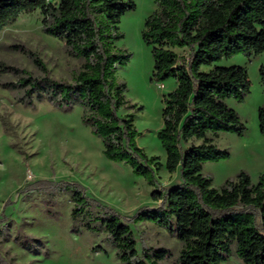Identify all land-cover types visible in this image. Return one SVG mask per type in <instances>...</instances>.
Masks as SVG:
<instances>
[{
  "label": "trees",
  "instance_id": "1",
  "mask_svg": "<svg viewBox=\"0 0 264 264\" xmlns=\"http://www.w3.org/2000/svg\"><path fill=\"white\" fill-rule=\"evenodd\" d=\"M156 3L142 37L154 59L152 79L177 81L175 89L164 95L163 124L157 135L166 152L165 167L180 175V183L161 186L160 157L139 145L135 113H120L123 107L135 108L126 98V83L117 76L132 57L117 42L125 35L122 17L136 8L134 0H0V32L21 14L39 9L44 31L62 40L69 55L84 60L73 80L65 81L53 78L43 61L28 51L44 74L34 76L21 69L27 77H21L17 86L26 88V98L45 95L61 108L80 103L83 120L103 141L104 155L130 165L155 187L152 195L159 204L141 207L130 219L73 188V214L107 230L121 264H161L171 255L166 247H138L130 222L146 220L180 239L176 264H223L234 252L245 264H264V172L254 183L248 172L241 171L221 188L214 187L213 177L204 173L207 162L230 157L214 137L221 132L243 136L247 131L227 100L243 102L251 92L248 70L217 62L264 51V0ZM11 46L27 52L21 45ZM178 49H188V55L182 56ZM0 69L21 71L4 63ZM260 75L264 85V63ZM258 114L264 135V104ZM86 224L91 227L89 221ZM0 264H5L1 257Z\"/></svg>",
  "mask_w": 264,
  "mask_h": 264
},
{
  "label": "rangeland",
  "instance_id": "2",
  "mask_svg": "<svg viewBox=\"0 0 264 264\" xmlns=\"http://www.w3.org/2000/svg\"><path fill=\"white\" fill-rule=\"evenodd\" d=\"M136 8L127 12L120 27L124 37L117 46L132 57L118 69V80L127 85L129 106L122 115L135 113L141 132L139 145L149 155L160 157L157 175L162 187L181 182L180 175L165 167L166 152L157 131L163 124V98L175 89L171 77L164 82L152 79L154 59L144 42L145 20L156 8V0H134ZM21 45L23 52L11 45ZM34 52L55 79L72 81L83 59L68 54L64 42L43 29V13H23L0 32V63L42 76L43 69L28 53ZM188 55V49H178ZM264 51L248 56L223 58L222 66L242 65L248 70L251 92L243 102L228 99L247 126L245 135L221 132L214 142L230 152V157L205 164L204 173L221 188L228 178L248 172L254 183L264 172V135L258 109L264 104L260 67ZM209 66H204L208 70ZM21 71L0 69V257L5 264H121L117 249L104 227L83 215H74L73 188L130 219L143 206L156 207L155 189L130 165L104 155L102 139L83 120V107L61 108L45 95L26 98L25 87L17 86ZM32 101V102H30ZM199 142V141H197ZM100 210L99 207H96ZM90 222V226L86 222ZM138 247H166L171 255L161 264H176L182 242L166 228L146 220L130 222ZM223 264H245L234 252Z\"/></svg>",
  "mask_w": 264,
  "mask_h": 264
}]
</instances>
